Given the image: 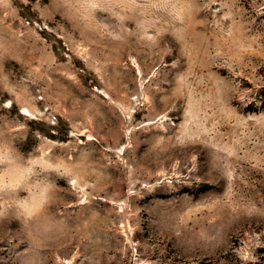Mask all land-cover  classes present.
I'll list each match as a JSON object with an SVG mask.
<instances>
[{
  "label": "rangeland",
  "instance_id": "obj_1",
  "mask_svg": "<svg viewBox=\"0 0 264 264\" xmlns=\"http://www.w3.org/2000/svg\"><path fill=\"white\" fill-rule=\"evenodd\" d=\"M0 264H264V0H0Z\"/></svg>",
  "mask_w": 264,
  "mask_h": 264
}]
</instances>
